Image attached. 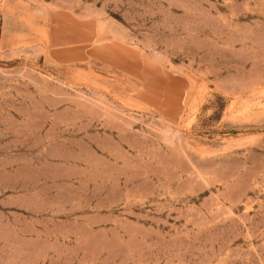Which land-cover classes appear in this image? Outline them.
<instances>
[{
    "label": "rangeland",
    "instance_id": "374dc122",
    "mask_svg": "<svg viewBox=\"0 0 264 264\" xmlns=\"http://www.w3.org/2000/svg\"><path fill=\"white\" fill-rule=\"evenodd\" d=\"M0 264H264V0H0Z\"/></svg>",
    "mask_w": 264,
    "mask_h": 264
}]
</instances>
